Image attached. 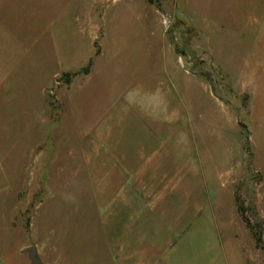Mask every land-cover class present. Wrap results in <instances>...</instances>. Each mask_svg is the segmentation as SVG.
Wrapping results in <instances>:
<instances>
[{
  "label": "rangeland",
  "instance_id": "374dc122",
  "mask_svg": "<svg viewBox=\"0 0 264 264\" xmlns=\"http://www.w3.org/2000/svg\"><path fill=\"white\" fill-rule=\"evenodd\" d=\"M263 138L264 0H0V264H102L125 179L160 264H264Z\"/></svg>",
  "mask_w": 264,
  "mask_h": 264
},
{
  "label": "crops",
  "instance_id": "0c3cea01",
  "mask_svg": "<svg viewBox=\"0 0 264 264\" xmlns=\"http://www.w3.org/2000/svg\"><path fill=\"white\" fill-rule=\"evenodd\" d=\"M262 145L264 148V140H262ZM147 163L148 162H146L145 158L140 164V171H146ZM123 168H117L114 165V169L116 170L120 169V171L122 170L127 172L133 170L130 168L128 169L127 167ZM111 177L112 175L109 176V178ZM165 181L166 179H162L161 181H156L153 184L145 183V186L152 188L153 186H159L158 184H161L163 188L165 185V187H171L170 189H173L176 183V186H178V180L176 183L171 182L169 184H165ZM122 182L123 183H120L118 186L124 188V194L119 191L116 193V196L110 197L108 206L106 207L107 225L117 224V222L121 224L122 222V229L120 227L118 230L98 231L97 235L94 234V237L97 236L99 239V242L106 254L104 260H101L102 264H160L163 261L168 262L170 257H165L167 247L170 248L173 246V243H175V237L179 240L181 234H190V231H183V233L182 231H176L175 234L177 236L175 237H173L174 231H144L142 229L143 227L141 222L143 221V217L141 220H138L136 217L138 212L135 208L136 213H133V201L131 197H128L125 193L124 186L127 187L129 183V186H131V180L125 179ZM159 200L160 197L157 196L154 201L149 203L146 201L145 206L141 207L140 211L143 213V210L147 211L153 208ZM139 224L142 227L141 229L137 227ZM233 238L235 241L237 240V237ZM164 249L165 251L163 252Z\"/></svg>",
  "mask_w": 264,
  "mask_h": 264
},
{
  "label": "trees",
  "instance_id": "16d2710c",
  "mask_svg": "<svg viewBox=\"0 0 264 264\" xmlns=\"http://www.w3.org/2000/svg\"><path fill=\"white\" fill-rule=\"evenodd\" d=\"M237 212L241 216L242 221L245 223L246 227L249 229L252 238L254 240L255 246L257 249H260L264 252V242L262 239V231L259 227L252 226L247 219L243 216V207L241 204L237 207Z\"/></svg>",
  "mask_w": 264,
  "mask_h": 264
},
{
  "label": "water",
  "instance_id": "95a60500",
  "mask_svg": "<svg viewBox=\"0 0 264 264\" xmlns=\"http://www.w3.org/2000/svg\"><path fill=\"white\" fill-rule=\"evenodd\" d=\"M23 252L27 253L32 264H41V261L36 256V247L34 245L27 247L23 250Z\"/></svg>",
  "mask_w": 264,
  "mask_h": 264
}]
</instances>
